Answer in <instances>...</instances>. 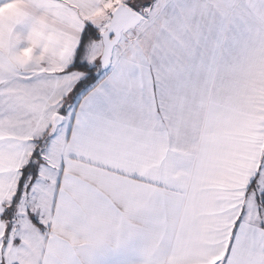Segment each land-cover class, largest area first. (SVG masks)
I'll list each match as a JSON object with an SVG mask.
<instances>
[{"label": "snow or ice", "instance_id": "snow-or-ice-1", "mask_svg": "<svg viewBox=\"0 0 264 264\" xmlns=\"http://www.w3.org/2000/svg\"><path fill=\"white\" fill-rule=\"evenodd\" d=\"M0 264H264V0H0Z\"/></svg>", "mask_w": 264, "mask_h": 264}]
</instances>
